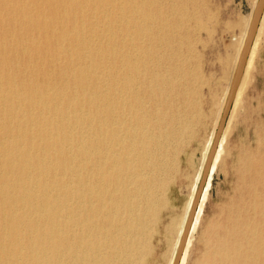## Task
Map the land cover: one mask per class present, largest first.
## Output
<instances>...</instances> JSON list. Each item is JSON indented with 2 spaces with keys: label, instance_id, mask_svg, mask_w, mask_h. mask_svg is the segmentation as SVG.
<instances>
[{
  "label": "bare ground",
  "instance_id": "bare-ground-1",
  "mask_svg": "<svg viewBox=\"0 0 264 264\" xmlns=\"http://www.w3.org/2000/svg\"><path fill=\"white\" fill-rule=\"evenodd\" d=\"M195 5V0H0V264H145L151 227L168 206L170 184L182 179L187 202L167 262L173 264L216 134L197 171L190 159L188 171L180 170L186 118L201 108L174 85L185 78L188 64L180 62L177 49L190 48L189 36L184 45L179 30L192 21L201 24ZM263 27L264 9L228 117L253 79ZM162 59L167 66L159 65ZM139 83L144 89L138 90ZM146 102H152L149 109ZM249 113L260 119L264 106L252 101ZM256 122L257 148L237 158L238 202L232 199L227 212L223 209L224 221L215 223L211 264H264V188L258 174L264 126ZM225 125L179 264L186 262L220 163Z\"/></svg>",
  "mask_w": 264,
  "mask_h": 264
},
{
  "label": "rangeland",
  "instance_id": "rangeland-1",
  "mask_svg": "<svg viewBox=\"0 0 264 264\" xmlns=\"http://www.w3.org/2000/svg\"><path fill=\"white\" fill-rule=\"evenodd\" d=\"M256 2L257 0H195L194 11L196 12L194 13L196 19L201 21L200 26L195 27L196 23L192 21L190 25L184 28V31L179 30V39L184 45L186 44L184 37L189 36L187 42L190 44V48L187 49L183 46V49L179 50L178 45L175 44L176 49L178 48L177 50L182 56L180 62L188 64H184L185 67L183 68L185 78L180 81L174 79V85L179 88L176 91L179 92L180 96L186 93L187 97L191 96L195 102H198V105L200 104L199 108L202 109L201 111L199 109V113L192 118L189 119V116L186 118L188 127L182 141L179 143L180 170L182 169L185 173L188 171L185 168V163L189 159L192 161L195 171L200 167L207 143L216 131L218 118H220V112H222L221 103L235 69L239 43L252 17ZM192 8V6L189 7L190 13L193 12ZM29 26L31 25H27L26 28H32V26ZM261 35L259 48L263 49L262 54L261 57H255V70H251L253 79L249 84V89L243 95V98L239 100L240 104L233 115L230 112L225 125L227 137L223 144V153L212 176L209 193L195 232L192 235L185 264H211L215 223L218 224L224 221L227 208L234 202H238L235 199L237 198L235 192L238 188L235 184H239L238 181L236 182L237 177L235 175L237 158L243 153V150L254 152V149L257 148L253 123L257 121L258 125L264 126V115L260 119L250 115L249 104L254 101V107L257 103L264 106V27ZM161 52L160 54H162ZM161 63L163 66H167V62L163 59L160 60L159 65H162ZM156 70L158 73L160 68H156ZM162 75L165 77V74ZM139 87L144 89V86L140 83L138 90ZM180 96L178 95L176 102L178 110L183 112L185 102L183 101L184 98ZM242 102L243 106H241ZM147 106L149 109L152 102ZM182 122L184 123L185 120ZM67 155H70V157ZM66 156L68 159L71 158L69 153H66ZM263 167L258 171L260 175L259 182L262 183L261 188H264ZM68 179H71L70 175ZM181 180H176L172 185L170 184L169 193L167 194L168 206L162 210L160 222L151 227V253H146L145 264H167L168 262L183 215V208L187 202V184L184 180H182L184 183ZM232 199H234V202ZM253 213H250V217L253 216L252 218L255 217ZM169 230L172 231L169 232Z\"/></svg>",
  "mask_w": 264,
  "mask_h": 264
},
{
  "label": "water",
  "instance_id": "water-1",
  "mask_svg": "<svg viewBox=\"0 0 264 264\" xmlns=\"http://www.w3.org/2000/svg\"><path fill=\"white\" fill-rule=\"evenodd\" d=\"M263 9H264V0H257L256 6L254 8V11H253V14H252V18H251V21H250V26H249V29H248V32H247V36H246L245 41H244L242 52H241L240 58L238 60V65H237V69H236V72H235V75H234V81H233V84H232V88H231V91H230V93L228 95L226 103L224 105V108H223V111H222V114H221V117H220V120H219V123H218V127H217V130H216L214 143H213L212 148H211V150H210V152H209V154H208V156L206 158V162H205V165H204V168H203V172H202L201 182L199 184L198 192L196 194V199H195V202H194V204H193V206H192V208L190 210V214H189L188 220L186 222V227H185V230H184V234H183V236L181 238V241H180L178 250L176 252L173 264H179L180 263L182 254L184 252V247L186 245V242H187V239H188V236L190 234L191 227H192L194 214L196 213V204H197V201H198V198H199V193L202 191V189H204V186L206 184L205 181H206V179H207V177L209 175V172H210V164H211V161H212V157L214 155L216 142H217V140H218V138H219V136H220V134L222 132V129L224 128V125L226 123V119H227L228 113L230 111L233 91L235 90V87L237 85L238 79H239L240 74L242 72V69L244 67V64H245L248 52L250 50V47L252 45V41L254 39V36H255V33H256V29L258 27V23H259V20L261 18Z\"/></svg>",
  "mask_w": 264,
  "mask_h": 264
}]
</instances>
